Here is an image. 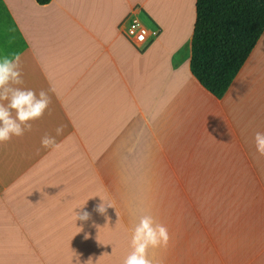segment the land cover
I'll list each match as a JSON object with an SVG mask.
<instances>
[{"label": "crops", "instance_id": "obj_1", "mask_svg": "<svg viewBox=\"0 0 264 264\" xmlns=\"http://www.w3.org/2000/svg\"><path fill=\"white\" fill-rule=\"evenodd\" d=\"M195 2L0 0V56L51 98L0 143V264H123L137 211L169 232L153 264H264V30L217 99L189 70ZM130 15L159 30L141 49Z\"/></svg>", "mask_w": 264, "mask_h": 264}, {"label": "trees", "instance_id": "obj_2", "mask_svg": "<svg viewBox=\"0 0 264 264\" xmlns=\"http://www.w3.org/2000/svg\"><path fill=\"white\" fill-rule=\"evenodd\" d=\"M51 0H35L47 5ZM264 30V0H196L189 70L220 99Z\"/></svg>", "mask_w": 264, "mask_h": 264}, {"label": "clouds", "instance_id": "obj_3", "mask_svg": "<svg viewBox=\"0 0 264 264\" xmlns=\"http://www.w3.org/2000/svg\"><path fill=\"white\" fill-rule=\"evenodd\" d=\"M22 84L19 54L0 56V143L8 142L13 137H20L25 130H30L31 122L40 119L51 103V98L46 91L41 90L37 94L32 89L18 87ZM62 131L63 127H58L57 135ZM56 143V138L47 134L41 139V145L45 148L55 147ZM253 144L255 156L264 158V132L258 131L254 134ZM85 204L76 209L82 210ZM108 207L111 205H105L101 200L94 211L105 216L107 221ZM132 215L133 217L138 215V219L131 229V251L123 260V264H153L150 253L155 249L168 246L170 239L168 229L155 221L150 214L137 211ZM74 219L75 222L88 221L91 215L86 211H74ZM77 228L79 232L83 230L82 227ZM84 238L89 237L85 234ZM85 264H93L92 259L89 258Z\"/></svg>", "mask_w": 264, "mask_h": 264}, {"label": "built area", "instance_id": "obj_4", "mask_svg": "<svg viewBox=\"0 0 264 264\" xmlns=\"http://www.w3.org/2000/svg\"><path fill=\"white\" fill-rule=\"evenodd\" d=\"M123 37L136 49H141L152 42L159 34L158 29L147 28L134 17H126L119 25Z\"/></svg>", "mask_w": 264, "mask_h": 264}]
</instances>
